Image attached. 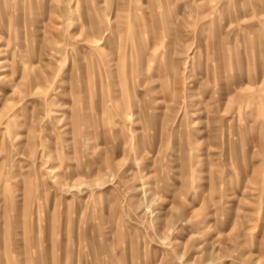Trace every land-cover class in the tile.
I'll return each instance as SVG.
<instances>
[{
    "label": "rangeland",
    "instance_id": "374dc122",
    "mask_svg": "<svg viewBox=\"0 0 264 264\" xmlns=\"http://www.w3.org/2000/svg\"><path fill=\"white\" fill-rule=\"evenodd\" d=\"M0 264H264V0H0Z\"/></svg>",
    "mask_w": 264,
    "mask_h": 264
}]
</instances>
